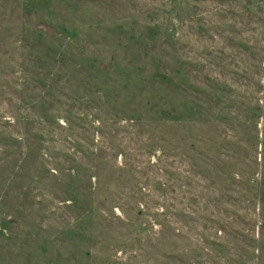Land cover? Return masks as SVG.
Instances as JSON below:
<instances>
[{
	"label": "rangeland",
	"instance_id": "rangeland-1",
	"mask_svg": "<svg viewBox=\"0 0 264 264\" xmlns=\"http://www.w3.org/2000/svg\"><path fill=\"white\" fill-rule=\"evenodd\" d=\"M0 264H264V0H0Z\"/></svg>",
	"mask_w": 264,
	"mask_h": 264
}]
</instances>
